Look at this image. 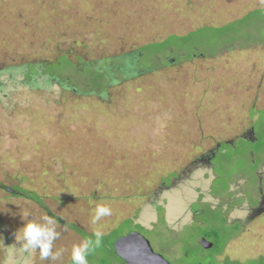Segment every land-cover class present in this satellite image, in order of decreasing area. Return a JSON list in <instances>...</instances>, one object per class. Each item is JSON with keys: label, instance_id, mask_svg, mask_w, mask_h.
Returning a JSON list of instances; mask_svg holds the SVG:
<instances>
[{"label": "rangeland", "instance_id": "rangeland-1", "mask_svg": "<svg viewBox=\"0 0 264 264\" xmlns=\"http://www.w3.org/2000/svg\"><path fill=\"white\" fill-rule=\"evenodd\" d=\"M261 5L264 0H0V181L36 190L54 214L0 188V264H12L24 212L29 219L57 216L61 235L53 251L62 250L57 260H41L32 250L24 264H73L71 250L84 239L71 224L88 236L100 230L112 243L137 231L172 264H264V212L249 218L248 211L264 195V154L253 155L256 182L249 161L238 168L234 150L211 166L199 160L219 142L249 147L250 140L235 139L250 138L251 126L264 141L257 125L264 120V45H252L264 36V7L253 10ZM140 50L158 51L147 71L125 75L118 65L114 78L104 76L105 87L93 85L97 74L90 68L103 73L108 61L116 65ZM64 56L72 67L51 66ZM223 180L228 192L215 195L213 186ZM205 203L224 206L226 230L238 228L233 238L218 227L211 239L209 228L193 222V210ZM100 205L112 214L93 224ZM165 231L174 245L169 241L162 251L157 236ZM203 238L212 246L205 248ZM215 241L225 247L212 258L220 247ZM90 257L122 264L103 249Z\"/></svg>", "mask_w": 264, "mask_h": 264}, {"label": "trees", "instance_id": "trees-1", "mask_svg": "<svg viewBox=\"0 0 264 264\" xmlns=\"http://www.w3.org/2000/svg\"><path fill=\"white\" fill-rule=\"evenodd\" d=\"M242 21L243 20H238V21H234V22H226L225 25H222L221 27H225V26L227 27L229 25H231L233 27L236 23L238 24V23H240ZM259 31H261V30H259ZM233 32L235 33V31H233ZM230 33H232V32H230ZM261 35H262V31H261ZM263 39H264V36H263ZM48 65L49 64H46V67ZM62 65L66 66L68 69L70 68V66L72 67V63L70 61H68V59H66L65 56L61 60H59L56 63V65L53 64L51 66L60 67ZM47 69H48V67H47ZM90 69H92V71L95 74H97V79L94 82L92 81L93 82V85L97 86L99 89L105 87L106 85H105L104 81H107V80H104L105 79L104 78V72L102 73L101 71H98V70H96L94 68H90ZM26 77H27V79H29V78L32 77V74L30 75L29 73H26ZM257 123H259V124H257L259 126V131H261V133H262L263 130H264L263 129L264 120H261L260 119ZM254 134H255V137H254L255 138V142L257 141L256 143L255 142L254 143L250 142V143H248L249 144V147L248 146H245V147H241L239 149H237V147L234 146L236 144L235 142L233 144L224 143L222 145V147L220 148L219 152L217 151L216 157L219 154L220 155L221 154L222 155L227 154V156L229 157L230 156V150H234L235 151L236 160L240 164L238 168L243 167L242 165L244 163H246V162L249 161L250 169L248 170V172L252 176L251 181L256 182L258 177L256 176L255 170L257 169V163H259V160H255L256 163H254V157H253V155H258V156L261 157L264 154V141L257 140L256 135H258V133H256V131H254ZM215 158L213 159V162H214ZM244 174H245V176H247L249 178L248 173L244 172ZM216 178H218L220 180L222 178L221 173H219V174L217 173L215 179ZM2 185L3 184L0 181V187H2ZM229 185H230L229 183L227 184L223 180L218 185L213 186V188H215V190L213 191L214 194L215 195L223 196L224 194H226L228 192ZM217 187L218 188H221L222 187V189L220 191H217L218 190ZM17 191L22 192V194L25 197H28L31 200H34V201H40L41 200V197H40L39 193L36 190H33V189H24V188L20 187V188H17ZM253 196L254 195H250V194L248 195V197L250 198V201L252 203H254V200H255L253 198ZM55 217L57 218V216H55ZM229 222L230 221L227 218V214L222 211V204H218L216 206H213V205L208 204V203L203 204L202 207L198 210V212L196 213V220L194 221V223H196L197 226H205L204 230L206 228H209L207 230L208 231L207 237H209L211 239L217 238L219 232H218V230L216 228L220 227V230L221 231L222 230L223 231H226V234L229 237L228 240H230L231 238H233L234 235L237 234L238 228L235 229V230H232V231L231 230H226V228H229ZM233 222H237L238 223V220H234ZM233 222H231V223H233ZM130 223H132V222H130ZM71 225H73L72 227H76V226H74V224H71ZM139 227L143 229L142 226H139ZM76 229H77V227H76ZM85 236L87 238H90L91 237V238L94 239L93 235L88 236L87 234H85ZM228 240L225 242V244H227L229 242ZM179 241H182V240H179ZM113 243L110 242V241H106L105 240V237L103 236L102 237V240H101V245L99 247H96L95 249H98V250L103 249V251H106L107 253H110V255H115L116 257H119L115 253V250L113 248ZM215 243L217 244L216 246L220 245V243L217 242V241H215ZM224 247H225L224 245H220L219 248L215 247V249L213 250V252L211 254V257L213 258L216 255H218L219 252H221L224 249ZM109 258H111V257H109ZM116 261L118 263L125 264V262L122 259L120 261H118V260H116ZM199 261H202V260H199ZM226 261H227L226 262L227 264H235V263L242 264V263L238 262L237 260H226ZM88 262H89V264H116L115 261H113V260H106V259H103V260H101V262L96 263L94 260L91 259V257L88 259ZM204 264H218V261L217 260H204Z\"/></svg>", "mask_w": 264, "mask_h": 264}, {"label": "clouds", "instance_id": "clouds-1", "mask_svg": "<svg viewBox=\"0 0 264 264\" xmlns=\"http://www.w3.org/2000/svg\"><path fill=\"white\" fill-rule=\"evenodd\" d=\"M111 208L106 205L97 206L92 223L96 224L102 217L110 216ZM30 212H24L22 219L24 225L18 229L16 236L17 243H14L12 249V264H24L26 256L30 255L32 250L39 252L41 260H57L62 254V250L53 251L54 242L60 237L58 231V220L49 215H43L38 219H29ZM93 238H87L73 246L71 250V260L73 264H89L88 255L94 248L101 245L104 233L100 230L93 232ZM15 236V237H16Z\"/></svg>", "mask_w": 264, "mask_h": 264}, {"label": "flooded vegetation", "instance_id": "flooded-vegetation-1", "mask_svg": "<svg viewBox=\"0 0 264 264\" xmlns=\"http://www.w3.org/2000/svg\"><path fill=\"white\" fill-rule=\"evenodd\" d=\"M169 46V45H168ZM185 48H186V45H182V49L183 50H185ZM187 50V49H186ZM158 55V51H152V52H150V51H148V50H144V51H142V50H140V51H134V52H129V53H126V54H124L123 56H121V58H118L119 59V61H118V64H113V63H109V61H108V64L107 65H104V76L105 77H112V78H114V76H113V74H112V68H114V67H116V68H118L117 66L118 65H121V66H124V71H123V73L126 75V74H128V73H130V74H132V73H134V72H141V71H147L148 70V68L151 66V64L154 62V61H156L157 60V56ZM202 56H204V55H202ZM47 70V69H46ZM48 71V70H47ZM50 72V71H49ZM252 128H251V130H250V132H247V133H249V136H250V138L248 137V136H246V134H242V137H237L235 140H238L239 138H243V139H247V140H250L251 142H253V141H255V139L253 140L252 139V137H251V134L250 133H252V134H254V129H253V126H251ZM255 137V136H254ZM235 141L233 140V141H225V142H219V143H217V145L215 146V148L214 149H211V151L210 150H208V154H204V155H202L200 158H199V160L201 161V162H205L206 163V165H209V166H211L212 164H213V159L216 157V155H217V151L219 152V150H220V148L222 147V145L224 144V143H229V144H233ZM236 143V142H235ZM253 154V153H252ZM254 163H256V161L254 160ZM258 165H259V163H257V168H258ZM255 172H256V170H255ZM173 179H178V174L177 173H175L174 174V177H172ZM3 185H2V187H0V188H5L6 190H8L9 188L8 187H5V185H4V183L3 182H1ZM10 191H12L13 193H19V194H21V197H23V198H25V199H27V200H30V201H32V202H34L35 204H39L45 211H47L50 215H54L53 214V212H51L50 210H49V208H48V206L46 205V203H45V198L42 196V195H40V197H41V200L40 201H34V200H31L30 198H28V197H25L23 194H22V192H19V191H17V189L16 188H10L9 189ZM259 192L260 193H262V190H259ZM259 193V194H260ZM222 211L223 212H227L225 209H224V206L222 205ZM248 211H249V218H251V217H253V216H255V215H258L259 213H261V212H264V195H261L260 196V199L257 201V204H255V205H253V204H251V206H249V208H248ZM193 212H194V214H196L198 211L197 210H193ZM195 217H196V215H195ZM162 219V218H161ZM238 221H240L239 219H237ZM194 222V221H193ZM166 223V222H165ZM164 223V224H165ZM73 225H69L68 227H69V229H71V230H74L77 234H79L83 239H87V237L85 236V233L84 232H82V229L77 225V224H74V226H76L77 227V229H76V227H72ZM67 227V226H66ZM139 227V226H138ZM143 229L144 230H146L147 232H150V235H152L153 234V232H152V230H148V228L147 227H143ZM128 234V233H127ZM166 234V236H163V235H165ZM165 234H163V235H160L159 237L157 236V240H158V238H160L161 240H162V242H163V244L161 245L162 247H161V250L162 251H165V246L167 245V244H169V241L171 242V239L169 238V237H167V232L165 231ZM177 236H175V238H176ZM175 238L173 239V240H175ZM151 243V242H150ZM181 243V244H180ZM180 244V246L182 245V241H179V243H178V245ZM171 245H174V244H172V242L170 243V246ZM68 246V245H67ZM66 246V247H67ZM169 246V247H170ZM66 247H65V250H66ZM69 247V246H68ZM111 259V258H110ZM112 260V259H111Z\"/></svg>", "mask_w": 264, "mask_h": 264}, {"label": "water", "instance_id": "water-1", "mask_svg": "<svg viewBox=\"0 0 264 264\" xmlns=\"http://www.w3.org/2000/svg\"><path fill=\"white\" fill-rule=\"evenodd\" d=\"M201 244L205 248L212 246L205 238L201 239ZM113 248L125 264H172L155 252L149 239L137 231L118 237L113 243Z\"/></svg>", "mask_w": 264, "mask_h": 264}, {"label": "crops", "instance_id": "crops-1", "mask_svg": "<svg viewBox=\"0 0 264 264\" xmlns=\"http://www.w3.org/2000/svg\"><path fill=\"white\" fill-rule=\"evenodd\" d=\"M263 7H264V5H261V6H259V7L254 8L253 10H258V9L263 8ZM251 11H252V10H251ZM248 13H250V11L247 12L246 15H248ZM243 17H244V16H243ZM243 17L240 18V19H243ZM263 24H264V21L260 23V25H263ZM258 33H261V31H259ZM251 42H253V41H251ZM257 43H258V44H263V45H264V39H263V37L259 38L255 44L252 43V45L255 46V47H257ZM186 49H187V47L185 48V50H186ZM263 259H264V257H263Z\"/></svg>", "mask_w": 264, "mask_h": 264}]
</instances>
